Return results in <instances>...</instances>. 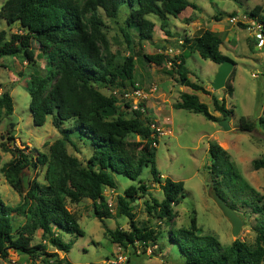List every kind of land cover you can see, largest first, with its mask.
<instances>
[{
    "label": "trees",
    "instance_id": "trees-1",
    "mask_svg": "<svg viewBox=\"0 0 264 264\" xmlns=\"http://www.w3.org/2000/svg\"><path fill=\"white\" fill-rule=\"evenodd\" d=\"M120 4H127L129 8L127 27L134 28L137 37L146 41L152 39L155 26L147 15L158 17L160 29L168 33L169 16L177 17L187 7H196L189 0H5L0 8V17L9 27L15 28L10 34L0 30V58L20 55L33 63V73L25 84L32 122L41 126L50 116L60 134L49 145L47 153L39 152L35 156H30L24 148L2 145L11 158L0 172L21 200L14 207L0 200V258H6L10 251L24 253L27 259H36L41 254L49 256L48 246L68 252L71 242L63 241L60 234L82 236L83 231L76 214L66 206L67 201L79 203L89 199L94 216L100 220L113 216L128 218V230L117 227L105 232L113 243L124 248L140 245L142 253L156 242L159 231L149 224L137 226L132 202L148 195L142 201L148 222L155 219L172 223L176 217L174 206L184 197L183 182L161 176L156 167V146L152 144L156 139L151 136L148 125L151 121L148 109L145 107L144 112L134 110L132 116L125 117L126 110L118 105L117 98L100 89L111 91L136 82L135 55L130 52L119 59L110 51L102 30L99 11L116 19ZM261 12L262 7L257 5L249 14L260 25L259 32L264 38V14ZM238 25L245 28L242 23ZM122 35L127 44L132 42L126 29H122ZM222 41L217 32L205 28L196 35H185L181 50L172 57L162 53L144 54L146 61L159 66L171 61L170 69L165 72L176 73L179 81L184 80L193 91L209 95L213 108L221 117L212 114L195 93L182 92L180 100L174 103L176 108L202 113L212 121L234 114L233 108L226 107L224 98L219 100L204 86L190 81L185 66V58L193 52L217 65L225 60L235 65V61L220 50ZM38 56L45 61V73L36 65ZM234 76L233 67L222 88L228 95L234 91L231 83ZM12 112L11 95L0 93V119ZM260 121H264L263 118L260 117ZM238 122L241 131H253L254 122L245 116ZM6 138L12 139L11 136ZM77 142L89 149L85 161L68 152L67 144L77 151ZM208 153L212 189L234 210L236 203H241L255 214L253 242L235 239L223 248L215 236L202 234L194 214L189 228L168 231L169 242L178 247L185 264H264V194L248 183L217 142H209ZM38 166L44 167L43 179L33 178L25 183L24 169ZM252 166L255 169L264 167V158L253 159ZM145 167H149L152 180L162 191V199L154 196L140 178ZM114 174L137 181V184L127 186L123 194L117 196L113 214L104 189L116 187ZM8 213L20 214L25 221L14 229ZM38 230L46 244L26 246L25 242Z\"/></svg>",
    "mask_w": 264,
    "mask_h": 264
},
{
    "label": "rangeland",
    "instance_id": "rangeland-1",
    "mask_svg": "<svg viewBox=\"0 0 264 264\" xmlns=\"http://www.w3.org/2000/svg\"><path fill=\"white\" fill-rule=\"evenodd\" d=\"M4 1L0 0V8ZM189 1L193 2L196 7L186 8L177 17L169 16L166 26L168 33L160 29L158 17L152 14L147 15L146 17L155 23L153 37L147 41L139 39L134 28L127 27L126 16L129 12L127 4L119 5L116 19H110L103 11H99L103 21L102 30L107 36L110 51L119 59L130 52L133 53L135 55V81L146 93H148L149 87L154 84L156 85V94L164 93V98H160L159 103L152 106L150 120L163 122L168 117L170 124H165L164 127L171 129V134L158 137L155 163L162 176H167L174 181H182L184 188V197L174 206L176 217L172 223L159 222L155 219L147 221L148 216L142 201L148 195H142L144 197H138L132 202L137 226L141 228L147 224L152 225L159 231L157 233L159 235L156 242L147 247L145 253H142L140 245L136 244L135 248L128 245L124 248L127 260L119 264H185L178 247L169 242L168 231L171 229L173 232H177L180 228H189L193 214L196 225L202 230V234L215 236L223 248L228 247L235 239L252 243L255 236L253 231L255 214L249 207L236 203L235 211L241 216L243 225L235 238L231 234L230 222L213 200L211 174L208 170L210 164L208 145L211 141L217 142L229 154V159L248 183L258 192L264 194V167L255 169L252 166L253 159L264 158V121H260V117L264 120V45L253 51L256 42L250 40L251 38L248 37L250 29H247L255 25L260 27L249 13L259 5L262 7L261 14H264V0ZM233 16L237 20L236 23L230 22ZM193 21V24L200 27L194 31V34L204 27L210 29L213 25H217L223 40L220 50L236 63L234 65L235 76L231 81L234 91L232 95H228L225 89L214 90L210 86L218 68L216 63L202 58L196 52L190 53L185 58L189 80L204 87L209 86L217 92L216 96L225 99L227 108H233L234 114L230 115L228 130H224L218 121L207 119L202 113L176 108L174 103L180 100L182 92L195 93L202 102L208 105L212 114L221 117V114L213 108L209 95L193 91L184 84L185 82L179 81L176 73L165 72L170 69L166 63L159 66L146 61L143 57L144 54H163L168 47L180 51L179 39L182 40L185 34L194 35L191 26ZM238 23L244 24L245 28H241ZM2 29L6 30L8 34L15 31L14 27H9L0 17V30ZM122 29L129 32L132 41L130 44L124 40ZM253 35L258 41L262 37L258 29ZM33 46L37 47L36 44ZM35 61L40 72L45 73V61L39 56ZM32 73L33 63L26 61L20 55L0 58V93L8 92L13 99L12 114L2 115L0 119V168L11 158V154L3 149V144L24 148L30 156H35L39 152L47 153L52 141L60 136L52 125L50 116L41 126H36L32 122L28 107L30 97L25 89V84L29 82ZM100 89L106 94L110 93L105 88L101 87ZM148 101L150 104L152 103L151 98ZM157 106L160 107V110H157ZM130 116H132V111L127 109L125 117ZM241 116L254 122L255 126L252 132L240 130L238 119ZM9 136L12 139L6 138ZM67 146L68 152L77 156L81 161H85L89 156V149L82 142H77V151L71 145L67 144ZM43 173L44 167L25 168L23 171L24 181L27 183L33 178L42 180ZM114 178L117 183L116 187H106L104 195L107 200L110 199L114 203L115 211L117 196L122 195L127 186L136 185L137 181L130 180L120 174H114ZM140 178L154 196L158 199L163 198L159 186L152 180L149 167L143 169ZM0 200L10 207L18 205L21 200L18 193L8 184L2 172H0ZM66 206L76 214L83 235L61 233L60 237L63 241L71 242L70 250L64 253L48 246L46 251L50 255L41 254L36 259L29 258L31 264H66L67 262L72 264H110L108 260L116 255L117 246L111 241L105 230H114L117 227L128 230V218L113 216L100 220L94 216L92 203L89 199H83L79 203L67 201ZM8 215L14 229L25 221V218L20 214L8 213ZM40 234V230L36 231L32 239L25 242L26 246L37 243L46 244ZM138 250L139 253L136 252ZM10 254L17 255L22 260L28 258L21 252L11 251Z\"/></svg>",
    "mask_w": 264,
    "mask_h": 264
},
{
    "label": "built area",
    "instance_id": "built-area-1",
    "mask_svg": "<svg viewBox=\"0 0 264 264\" xmlns=\"http://www.w3.org/2000/svg\"><path fill=\"white\" fill-rule=\"evenodd\" d=\"M230 22L236 23L237 20L233 16L230 19ZM256 29H259L260 27L258 25H255ZM260 30V29H259ZM179 44L182 43V40L178 41ZM179 51H175L172 47H168L163 54L168 55L170 57L176 55ZM171 61H167L166 65L171 66ZM255 75V74H254ZM110 94L115 96L117 98L118 105L125 108V110L129 109L131 111L138 110L141 112L145 111L146 107V100L150 96H154L156 94V85H151L148 89V93L144 91L143 88L140 87L138 82H134L133 85H130L128 88H115L111 91H109ZM165 124H170V119L167 117L163 122H159L156 120H151L148 124L152 134L151 136L158 140L159 136L171 134V129L165 128ZM154 140L152 142L153 146H157L158 141ZM106 202L108 204V207L110 208L111 212L114 211V203L111 202L110 199H106ZM117 246V252L116 255L113 256L112 259L108 260V263L110 264H119L123 263L127 260V257L125 255L124 247L121 244H116ZM11 252V251H10ZM9 252V255L6 258H0V264H31L30 259H20L17 255H11ZM139 253L140 251H136Z\"/></svg>",
    "mask_w": 264,
    "mask_h": 264
},
{
    "label": "water",
    "instance_id": "water-1",
    "mask_svg": "<svg viewBox=\"0 0 264 264\" xmlns=\"http://www.w3.org/2000/svg\"><path fill=\"white\" fill-rule=\"evenodd\" d=\"M234 65L231 61L225 60L218 65L217 71L214 74L210 86L214 90L222 89L225 85L226 79L231 73ZM184 82V80H182ZM230 116H226L218 121V124L224 129L228 130ZM212 197L217 206L220 208L224 216L231 224V234L236 238L240 233L243 225L241 216L215 191L212 190Z\"/></svg>",
    "mask_w": 264,
    "mask_h": 264
},
{
    "label": "crops",
    "instance_id": "crops-1",
    "mask_svg": "<svg viewBox=\"0 0 264 264\" xmlns=\"http://www.w3.org/2000/svg\"><path fill=\"white\" fill-rule=\"evenodd\" d=\"M188 8V7H187ZM185 10V9H184ZM183 12V11H182ZM181 12V13H182ZM180 13V14H181ZM179 14V15H180ZM186 17V16H185ZM185 17H182V18H185ZM194 23V21L191 23V26H192V28H193V30H192V33L194 34L195 32L194 31H196V29L198 28H200L199 26H196L197 24H193ZM199 24V23H198ZM247 28V27H246ZM197 29V30H198ZM204 29H205V27H204ZM248 30H249V36L248 37H250L251 39L250 40H253V42H256V44L253 46V51H255V49L256 48H260V46L262 45H264V38L263 37H261V39L258 41V39L257 38H255L254 37V33L256 32V26H251V27H249V28H247ZM210 30H212V31H214V32H217L219 35H220V33H221V31H220V29L217 27V25H213L211 28H210ZM258 31H259V29H258ZM191 33V34H192ZM190 34V35H191ZM197 34V33H196ZM196 34H194V35H196ZM185 35H187V34H185ZM256 36H257V34H256ZM248 37H246V38H248ZM258 37V36H257ZM253 38H255V39H253ZM180 40V39H179ZM251 52H252V50H250ZM228 56V55H227ZM206 87V86H205ZM206 89L207 90H209L212 94H214L215 96H216V93L217 92H215V91H213L209 86H207L206 87ZM218 99H221V97L220 96H216ZM151 98V104L149 103V99ZM160 98H164V93H158V94H155L154 96H152V97H148V99L146 100V108L148 109V111H149V114H150V116H151V111L153 110V105H156V103L158 104L159 102V100H160ZM162 101H165V99H162ZM157 110H160V107L159 106H157ZM214 115H216V116H218L217 114H214ZM152 119V118H151ZM162 176V175H161Z\"/></svg>",
    "mask_w": 264,
    "mask_h": 264
}]
</instances>
